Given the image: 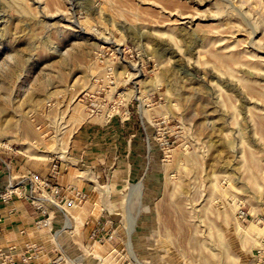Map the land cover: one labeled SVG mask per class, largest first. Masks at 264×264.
Wrapping results in <instances>:
<instances>
[{"label": "rangeland", "instance_id": "obj_1", "mask_svg": "<svg viewBox=\"0 0 264 264\" xmlns=\"http://www.w3.org/2000/svg\"><path fill=\"white\" fill-rule=\"evenodd\" d=\"M98 119L140 127L142 174L55 263L264 264V0H0V155L66 163Z\"/></svg>", "mask_w": 264, "mask_h": 264}, {"label": "crops", "instance_id": "obj_2", "mask_svg": "<svg viewBox=\"0 0 264 264\" xmlns=\"http://www.w3.org/2000/svg\"><path fill=\"white\" fill-rule=\"evenodd\" d=\"M98 121L99 119L98 127L88 125L77 134L69 156L71 161L67 160L66 163L55 162L49 156L35 157L23 152L3 155L7 164L2 165L0 172V190L10 181L17 182L33 171L60 186L62 192L71 185L85 191L89 197L85 203L72 206L70 210H67L68 207L61 209L51 205V226L42 228L35 224L40 214L36 212L30 200L19 195L14 196L9 203L0 200V248L12 250L17 255L29 242L44 247L38 257L28 263L19 261L18 264H67L53 261L62 251H67L70 255L77 252L71 245H74L73 240L78 237L73 235L74 232H66L65 228L84 226L85 218L96 216L95 194L100 190L102 178L106 176L107 179H112L116 174L120 176L119 180H124L142 174L138 172V166L146 160V156L140 127L127 130V124ZM123 151H126L125 156ZM113 166L118 168L112 172ZM26 190L32 192L29 181ZM34 192L38 196L41 194L37 189ZM66 211L69 214L67 217ZM68 217L71 227L67 224ZM83 234L88 238L90 228L87 227Z\"/></svg>", "mask_w": 264, "mask_h": 264}, {"label": "built area", "instance_id": "obj_3", "mask_svg": "<svg viewBox=\"0 0 264 264\" xmlns=\"http://www.w3.org/2000/svg\"><path fill=\"white\" fill-rule=\"evenodd\" d=\"M7 164L5 159L0 155V172L2 165ZM55 169V168H54ZM27 181L31 184L32 192L26 190ZM40 190L41 194L35 195V190ZM19 195L31 201L35 210L40 214V218L36 220L35 224L38 228L50 227L52 219L51 205L59 208L72 207L82 205L88 200V194L78 189L76 186H68L63 192L60 186L53 184L49 179L41 177L36 172H29L28 175L22 177L17 182L10 181L3 189L0 190V200L9 203L14 196ZM87 223H90L89 219ZM97 230L94 228L91 238L94 239L95 244L98 242ZM43 245L38 243H26L24 248L16 255L12 250H5L0 248V264H18L19 261L28 263L32 259L38 257L43 251ZM63 258L62 252L56 258L57 260Z\"/></svg>", "mask_w": 264, "mask_h": 264}, {"label": "bare ground", "instance_id": "obj_4", "mask_svg": "<svg viewBox=\"0 0 264 264\" xmlns=\"http://www.w3.org/2000/svg\"><path fill=\"white\" fill-rule=\"evenodd\" d=\"M102 41H103L104 43H108V39H102ZM63 152H64V151H63ZM59 153H61V152H59ZM38 157H42L41 154L38 155ZM133 189H134V188H133ZM104 192H105V191H104ZM133 192H134V191H133ZM102 194H103V193H102ZM131 195H132V193H131ZM105 196H106V195H105ZM110 210H111V209H110ZM130 218H131V215H130ZM133 218H134V217H133ZM69 219H70V218L68 217V218H67V220H68V223H67V224H68V227H69V226L71 227V222H70ZM132 223H133V222H132ZM133 224H134V223H133ZM131 231H132V230H131ZM130 245H131V244H130ZM128 252L132 253L130 250H128ZM130 255H131V254H130ZM131 256H132V255H131ZM133 256H134V254H133ZM134 259H135V258H134ZM138 263H139V262H138ZM73 264H81V263H78V262L75 263V262H74Z\"/></svg>", "mask_w": 264, "mask_h": 264}]
</instances>
